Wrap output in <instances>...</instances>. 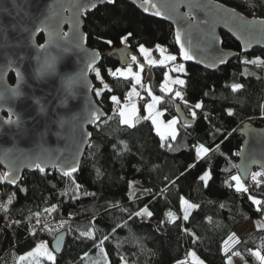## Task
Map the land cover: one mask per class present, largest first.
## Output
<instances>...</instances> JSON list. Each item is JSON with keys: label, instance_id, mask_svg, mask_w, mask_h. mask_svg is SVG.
Masks as SVG:
<instances>
[{"label": "trees", "instance_id": "16d2710c", "mask_svg": "<svg viewBox=\"0 0 264 264\" xmlns=\"http://www.w3.org/2000/svg\"><path fill=\"white\" fill-rule=\"evenodd\" d=\"M217 1L264 17V0ZM84 31L88 47L102 56L93 78L107 84L95 89V98L108 117L91 129L77 174L37 170L26 172L14 188L0 186V264H19L39 243L51 247L61 232L67 233L64 251L50 264H178L188 253L205 264H227L234 253L264 264V226L225 250L240 225L264 219V171L253 168L247 191L237 190L233 179L243 144L239 130L247 122L264 127V51L244 54L222 32L223 47L239 56L216 72L184 63V87L171 92L163 89L169 66L144 64L146 99L158 98L165 120L178 117L174 101L195 120L179 121L176 137L163 142L148 119L133 126L122 122L119 107L132 80L114 75L125 66L111 52L125 46L144 63L139 47L159 45L182 62L173 27L117 0L86 14ZM206 173L207 182L200 179ZM259 173L263 180H253ZM183 200L195 206L187 220L181 216ZM145 207L150 217L129 219ZM172 213L179 217L172 219Z\"/></svg>", "mask_w": 264, "mask_h": 264}, {"label": "water", "instance_id": "95a60500", "mask_svg": "<svg viewBox=\"0 0 264 264\" xmlns=\"http://www.w3.org/2000/svg\"><path fill=\"white\" fill-rule=\"evenodd\" d=\"M116 1L0 0V186L14 188L26 172L41 168L42 173L60 170L67 176L79 172L91 129L108 117L96 101L93 78L102 56L87 45L84 17ZM123 1L169 23L175 40L177 31L181 33V43L192 56L186 61L180 53L185 64L216 72L236 59L238 52L223 47L222 32L236 40L244 54L264 51V17H249L220 1L152 0L155 7L143 0ZM111 54L125 67L133 55L142 63L139 54L125 46ZM173 103L182 124L195 123ZM9 118L16 122L7 123ZM239 134L243 144L238 173L249 183L254 167L264 171V127L247 122ZM66 239V232L55 237L54 254H62Z\"/></svg>", "mask_w": 264, "mask_h": 264}, {"label": "rangeland", "instance_id": "374dc122", "mask_svg": "<svg viewBox=\"0 0 264 264\" xmlns=\"http://www.w3.org/2000/svg\"><path fill=\"white\" fill-rule=\"evenodd\" d=\"M165 49L164 53L161 54L159 50L156 48H147V55L140 53V55L144 58V63H139L138 60L132 61V63L129 66L122 67L118 69L117 71L114 72L115 76L122 77L125 79H130L132 80L131 84V90L128 93V96L124 102L121 103V106L119 107V114L121 116L122 122L126 125L133 126L136 122L137 119H145L146 117L150 116V113L148 112L147 108L145 109V113L140 109V103L141 99L144 98L141 94L144 93L145 91V85H144V64L146 65H158V66H169L168 71L166 74L165 81L163 83V89L167 92H171L176 88H183L184 85H179L174 83L176 79H183L184 80V74H186V66L182 62L176 61H168L164 59L165 56L167 55H172L170 54L166 47L160 46ZM157 55L159 57V62H155L154 57ZM183 65L185 68L184 72H179L178 66ZM131 68V71H128V69ZM96 69L94 70L95 73ZM93 73V74H94ZM136 76L140 77L139 82L136 81ZM95 80V79H94ZM96 82V88L97 92H101L104 90V88L107 87V84H100L99 82ZM146 96V92L144 93ZM155 96H150L149 99H147L148 103L154 104V107L152 109L151 116L152 118L150 120L151 122L153 119L157 121L156 124L154 125L155 132L157 135L160 137L161 141H165L168 139H174L178 133V123H179V118H173L177 122L175 124H172V120H165L164 118V112L159 109L158 105L156 104V99H153ZM157 98V97H156ZM146 107V106H145ZM123 113V115H121ZM158 114V115H157ZM127 121V123H125ZM153 123V122H152ZM205 175H208L210 178L209 173H206ZM239 177L240 183L237 184V181L234 179V186L235 188L238 189H245L246 185L242 181L240 176ZM209 180V179H208ZM207 180V181H208ZM206 181V182H207ZM240 191V190H239ZM192 203H190L187 200H184V203L182 205V211H181V216L184 219V216L187 215L189 216L191 210H192ZM194 206V205H193ZM195 207V206H194ZM171 217L172 219H176L179 216L176 214L172 213ZM48 220L46 221V224H48ZM260 226H264V219H260L258 221H250L247 223H244L240 225L235 233L233 234L232 238L227 242L225 245V250L226 252L230 251L233 246H235L242 238L246 237L247 235H251L254 233L257 228ZM89 236L93 237V234H89ZM234 238V239H233ZM41 244H44V247H40ZM49 254L54 257V252L52 251V248L47 242H41L39 243L35 248H33L31 251L27 252L24 254L20 261L19 264H50L54 260L49 259ZM192 255V254H191ZM231 260V264H251L247 262L242 256L236 255L235 253L228 259V261ZM178 264H205L201 259H199L196 255L187 257L184 261L178 263ZM228 264V262H227Z\"/></svg>", "mask_w": 264, "mask_h": 264}, {"label": "snow or ice", "instance_id": "6c2138e0", "mask_svg": "<svg viewBox=\"0 0 264 264\" xmlns=\"http://www.w3.org/2000/svg\"><path fill=\"white\" fill-rule=\"evenodd\" d=\"M107 2H108V3H112L113 0H107ZM143 3H144V5H146V6L155 7L154 5H152V0H143ZM144 10L147 11L148 8L145 7ZM155 14H156V15H160L161 13L159 12V10H157ZM128 35H131V33H129ZM122 39H126V37H122ZM176 42H177V44H179V49H180V53H181L182 58H183L184 60H186V61H187V60H191V59H192V56L189 54L188 51L185 50V46H184V44L181 43V33H180L179 31H177V33H176ZM109 43H111V41H109ZM157 49L159 50V52H160L161 54H163L164 51H165V49L162 48V47H160L159 45H157ZM138 51H139L140 53H143V54L147 55V49H146L144 46H140L139 49H138ZM131 59H132V61H136V60H137V57H136L135 55H133V56L131 57ZM164 59H166V60H168V61H173V62H174V61L177 60V57H176L175 55H167V56L164 57ZM220 63H224L223 54H222L221 57H220ZM49 67H51V65H49ZM177 70H178L179 72H184V71H185V68H184L183 65H179ZM109 71L111 72L112 70L109 69ZM128 71H131V68H129ZM17 75H18V77H20V78L22 79V77L20 76V73H19V72L17 73ZM135 79H136L137 82H139L140 77H139V76H136ZM174 83L179 84V85H184V84H185V81H184L183 79H176V80L174 81ZM97 95H99V93H97ZM175 95H176L177 97H180V96H181V93H180L179 91H177V92L175 93ZM111 99H112L113 101H116V97H111ZM153 99H158V98L153 97ZM117 102H118V101H117ZM153 107H154V104H152V103H149V104L147 105V110H148V112L150 113V116L148 117L149 119L152 118L151 113H152V109H153ZM200 107H201V104H200V103H197V104L195 105V108H200ZM121 115H123V113H121ZM157 115H158V114H157ZM192 115L195 116L196 113H195V112H192ZM97 118H98V117H97ZM15 122H16V121H13L11 118H9V120L7 121V123H9V124H11V123H15ZM152 122H153V124H156V123H157V121H156L155 119H153ZM176 122H177V121H176L175 119H173L171 123H172V124H175ZM125 123H127V121H125ZM199 151H200V149L197 150V155H199ZM36 167L40 168V165L37 164ZM75 170H76V169L73 168V171H75ZM41 171H43L42 168H41ZM257 175H260V174H254V175H253V180H256V176H257ZM200 179H202V180H204V181H207V180L209 179V176H208V175H203V176L200 177ZM233 179H235V180L237 181V184L240 183V179H239V177H233ZM256 182L259 183V181H256ZM238 190L247 191V189H238ZM9 202H10V201H9ZM253 203H254V204H260L261 202L255 200V199H253ZM145 213H146L149 217L152 215V213L148 211V208L145 207V208L142 209L141 211H137V212H135L134 214H130L129 219L132 218V215H135V216H138V217H142ZM184 219H185V220L188 219L187 215L184 216ZM81 235H83V233H81ZM105 238H107V237H105ZM233 239H234V238H233ZM44 246H45L44 244H41V245H40V247H44ZM192 255L195 256V253H193ZM236 255H239V253H236ZM256 255H259V253H256ZM49 259L54 260L55 258H54L53 256H51V254H49ZM261 259L264 260V257H261ZM228 264H231V260L228 261Z\"/></svg>", "mask_w": 264, "mask_h": 264}, {"label": "built area", "instance_id": "2783aa9c", "mask_svg": "<svg viewBox=\"0 0 264 264\" xmlns=\"http://www.w3.org/2000/svg\"><path fill=\"white\" fill-rule=\"evenodd\" d=\"M154 60H155L156 62H158V61H159V58H158V57H154ZM144 93H145V92H144ZM144 93L141 94V95L144 97V98L141 99V103H140V107H141L142 109H144L145 106H146V104H147V99H146V96H145ZM259 174H260V173H259ZM256 177L259 178L260 180H263V178H261L260 175H257Z\"/></svg>", "mask_w": 264, "mask_h": 264}, {"label": "crops", "instance_id": "0c3cea01", "mask_svg": "<svg viewBox=\"0 0 264 264\" xmlns=\"http://www.w3.org/2000/svg\"><path fill=\"white\" fill-rule=\"evenodd\" d=\"M158 102H159V100L158 99H156V104L158 105ZM149 103H148V101H147V104H146V107H145V109L147 108V105H148ZM145 109H144V111H143V113H145ZM145 119H148V117H146ZM183 203H184V200L182 201V205H183ZM192 206V210L195 208L193 205H191ZM191 210V211H192ZM192 253H188V256L187 257H191L192 255H191Z\"/></svg>", "mask_w": 264, "mask_h": 264}]
</instances>
